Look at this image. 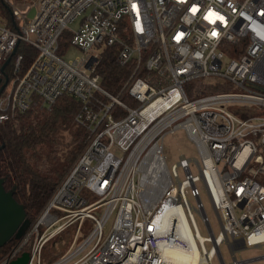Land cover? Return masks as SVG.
Listing matches in <instances>:
<instances>
[{
    "label": "built area",
    "instance_id": "1",
    "mask_svg": "<svg viewBox=\"0 0 264 264\" xmlns=\"http://www.w3.org/2000/svg\"><path fill=\"white\" fill-rule=\"evenodd\" d=\"M4 1L16 29L0 24V76L20 40L37 55L23 73V54L15 56L11 88L0 93V122L32 106L50 109L69 95L80 103L75 120L86 136L23 235L0 252V264L23 252L27 264H43L47 242L75 223L68 250L47 264H168L160 256L162 243L191 246L176 236L183 227L180 209L201 264H213L216 255L226 264L223 243L231 264L244 262L237 257L243 248L264 245V0ZM209 11L223 20L209 22ZM81 15L79 27L72 28ZM71 45L82 55L63 57L60 51ZM111 45L127 70L114 91L102 86L97 70ZM203 84L228 89L206 91ZM179 128L198 155L182 154L169 168L162 140ZM201 189L218 215L217 234ZM100 208L101 216L95 212ZM194 210L208 236L201 234ZM168 211L174 213L167 218ZM82 229L91 232L71 250Z\"/></svg>",
    "mask_w": 264,
    "mask_h": 264
},
{
    "label": "trees",
    "instance_id": "2",
    "mask_svg": "<svg viewBox=\"0 0 264 264\" xmlns=\"http://www.w3.org/2000/svg\"><path fill=\"white\" fill-rule=\"evenodd\" d=\"M0 12L4 16V23L16 29L15 17L4 0H0ZM68 35L65 31L63 38ZM61 47L64 48L63 43ZM116 51V45L105 46L97 68L102 77V86L111 91L122 84L127 71L126 66L117 61ZM17 53L23 54L20 68V73H23L37 55V49L20 40L5 68L9 81L13 78ZM225 89L228 88H216ZM79 107L77 99L61 95L50 109L32 106L25 112L17 113L12 119L0 122V179L5 190L11 191L16 201L23 206L30 220L42 208L83 147L86 131L75 120ZM64 130L69 132L70 137L66 142L67 147L59 150L60 145L64 144L61 134ZM67 232L72 240L75 227L72 231L65 229L47 242L42 254L43 260L51 263L65 252L67 245H59L57 242L60 243V237H67ZM16 239L15 236L9 238L0 245V251L9 249Z\"/></svg>",
    "mask_w": 264,
    "mask_h": 264
},
{
    "label": "rangeland",
    "instance_id": "3",
    "mask_svg": "<svg viewBox=\"0 0 264 264\" xmlns=\"http://www.w3.org/2000/svg\"><path fill=\"white\" fill-rule=\"evenodd\" d=\"M82 18H83V15L79 16L75 21H73L70 24V26L72 28L77 29L80 25ZM3 20H4V16L0 12V24L4 23ZM65 45H66V42H63V46H65ZM82 53H83L82 49L76 45H71L70 47H68V49L65 53L62 52V50L60 51V54L63 57H65L66 59H73L76 56L82 55ZM226 60L227 59H225V62H226ZM11 82L12 81L10 80L7 83V85L5 87V92L10 90L11 84H12ZM203 87H204V90H206V91H211V90L213 91V90H216V88H220L222 86L212 88L211 85H209V84H205V85L203 84ZM245 108H246V106L244 105V106H242L241 109H238L237 111H243ZM61 134H62V142L64 144L60 145L59 150H64L67 147L66 142L69 141L70 135H69V132L66 130L62 131ZM162 142H163V147H164V154L166 156V163H167L169 168L172 166L173 163H175L179 160V158L182 154H185L187 156H197L198 155L194 143L189 140V138L186 134V131L183 128H179V129L175 130L173 133L165 134ZM113 150H115L119 154H123V152L116 146L113 147ZM191 168H192V171L194 173L197 172V168L194 165V163L191 164ZM180 173H181V176L183 177L184 174H182V172H180ZM198 185L201 188V185L200 184H198ZM187 197L192 202V204H194V205L197 204L196 199L191 195L189 190L187 191ZM201 197H202L203 204L205 206L206 213L210 219L213 231L215 234H217L221 229V225H220L218 215H217V213H216V211L212 205V202H211L207 192H205L202 189H201ZM103 211H104V208H100V209L96 210L95 212L101 216L103 214ZM194 215H195V218H196V221H197V224H198V227L200 229L201 234L203 236H208L210 233H209V230H208L206 224L202 220L201 215L195 210H194ZM114 218H115V213H112L108 217V219L105 223V227H104V233L105 234L111 228L113 221H114ZM75 226H76V223L71 225L67 229H69V231H72ZM90 232H91V229H82L78 234V243L77 242L74 243L71 250L76 245L81 243L89 235ZM66 236L67 237H63V236L60 237L61 238V240H59L60 243L57 242V244H59V245H67L66 246L67 249L65 251L68 250V248L70 247V244H71L70 233L67 232ZM206 244L209 247L211 242L207 241ZM220 248H221L222 254L224 256V259L226 261V264H231L233 257L231 255V251L229 249L228 244L223 243ZM263 254H264V245L263 246H247V247L243 248L241 252H237V257L239 259L244 260V262L242 264H264V257H260ZM256 257H260V258L252 259V258H256ZM42 263L47 264L48 262H47V260L44 259ZM213 264H222L218 255H216L213 258Z\"/></svg>",
    "mask_w": 264,
    "mask_h": 264
},
{
    "label": "water",
    "instance_id": "4",
    "mask_svg": "<svg viewBox=\"0 0 264 264\" xmlns=\"http://www.w3.org/2000/svg\"><path fill=\"white\" fill-rule=\"evenodd\" d=\"M33 11L34 8L31 10L30 15ZM15 51L16 50L12 53ZM9 61L10 57L7 58L2 65L4 77L0 76V93L4 90L9 81V77L5 74V67ZM29 223L30 219L26 217L23 206L16 201L11 191L5 190L3 181L0 179V245L6 242L13 233H16L17 237L23 235ZM28 259V252H23L18 258L14 259L11 264H27Z\"/></svg>",
    "mask_w": 264,
    "mask_h": 264
},
{
    "label": "bare ground",
    "instance_id": "5",
    "mask_svg": "<svg viewBox=\"0 0 264 264\" xmlns=\"http://www.w3.org/2000/svg\"><path fill=\"white\" fill-rule=\"evenodd\" d=\"M24 1L17 0V3H22ZM180 218L183 221L182 230L176 233V236L187 240L190 243V248H183L175 243H162L160 245V256L168 264H201V255L195 241V235L192 232L191 227L188 224L186 215L183 209H180ZM173 211H168L166 213L167 218L171 217Z\"/></svg>",
    "mask_w": 264,
    "mask_h": 264
},
{
    "label": "clouds",
    "instance_id": "6",
    "mask_svg": "<svg viewBox=\"0 0 264 264\" xmlns=\"http://www.w3.org/2000/svg\"><path fill=\"white\" fill-rule=\"evenodd\" d=\"M197 11L196 8H193L192 12L195 13ZM220 17L216 12L209 11L207 14V20L211 23H215L216 21L220 20ZM179 39V38H178Z\"/></svg>",
    "mask_w": 264,
    "mask_h": 264
},
{
    "label": "snow or ice",
    "instance_id": "7",
    "mask_svg": "<svg viewBox=\"0 0 264 264\" xmlns=\"http://www.w3.org/2000/svg\"><path fill=\"white\" fill-rule=\"evenodd\" d=\"M193 8H195V7H193ZM193 8H192V10H193ZM205 19H207V16L205 17ZM220 20H223V17H222V16L220 17ZM217 34H218V33H217L216 31H213V32H212V35H213V36H216ZM178 38H179V37H177V39H178Z\"/></svg>",
    "mask_w": 264,
    "mask_h": 264
},
{
    "label": "flooded vegetation",
    "instance_id": "8",
    "mask_svg": "<svg viewBox=\"0 0 264 264\" xmlns=\"http://www.w3.org/2000/svg\"><path fill=\"white\" fill-rule=\"evenodd\" d=\"M13 236L17 237L16 233H13L9 238H11V237H13ZM0 252H1V251H0Z\"/></svg>",
    "mask_w": 264,
    "mask_h": 264
}]
</instances>
